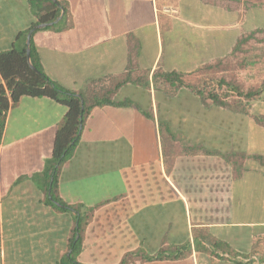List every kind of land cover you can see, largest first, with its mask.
Returning a JSON list of instances; mask_svg holds the SVG:
<instances>
[{
    "label": "crops",
    "instance_id": "crops-1",
    "mask_svg": "<svg viewBox=\"0 0 264 264\" xmlns=\"http://www.w3.org/2000/svg\"><path fill=\"white\" fill-rule=\"evenodd\" d=\"M55 1L0 0V52L27 53L47 23L31 34L44 72L112 102L86 116L55 185L48 161L66 105L26 95L9 109L0 264H264V123L252 115L264 101L236 112L185 85L171 95L163 79L192 82L264 29V0Z\"/></svg>",
    "mask_w": 264,
    "mask_h": 264
},
{
    "label": "trees",
    "instance_id": "trees-1",
    "mask_svg": "<svg viewBox=\"0 0 264 264\" xmlns=\"http://www.w3.org/2000/svg\"><path fill=\"white\" fill-rule=\"evenodd\" d=\"M54 12L48 11L40 14L39 21L55 20L59 15L58 8L57 10L54 8ZM260 43H264V29H255L242 34L228 56L202 66L195 73L198 78L192 82H187L181 73H164V82L171 85V90L168 92L174 95L179 87L185 85L203 101H211L232 111L251 114L253 103L264 101V70L257 80L248 84L241 80L240 74L241 69L244 70L253 64L249 61V54L253 50L252 46L262 45ZM30 53L31 63L38 71L31 68L25 47L0 52V73L4 79V84L0 83V137L5 127L7 112L23 96L49 97L66 105L67 112L58 127L53 155L48 161V173L55 185L61 165L74 152L79 139L81 123L94 107L112 101L96 96L90 101L84 97L83 103L76 92L52 80L44 72L32 40ZM252 115L264 123L263 115ZM233 157L235 159L236 154L227 156V159L232 160ZM82 229L83 224L80 221V236L76 239L74 246L76 250L81 244Z\"/></svg>",
    "mask_w": 264,
    "mask_h": 264
},
{
    "label": "rangeland",
    "instance_id": "rangeland-1",
    "mask_svg": "<svg viewBox=\"0 0 264 264\" xmlns=\"http://www.w3.org/2000/svg\"><path fill=\"white\" fill-rule=\"evenodd\" d=\"M264 22V20H261ZM256 23L255 16L251 17V24ZM257 25V24H256ZM253 50L249 54V61L253 62L246 69L242 70L240 76L244 83H250L257 80L260 73L264 70V45L252 46ZM264 108V104H263Z\"/></svg>",
    "mask_w": 264,
    "mask_h": 264
},
{
    "label": "water",
    "instance_id": "water-1",
    "mask_svg": "<svg viewBox=\"0 0 264 264\" xmlns=\"http://www.w3.org/2000/svg\"><path fill=\"white\" fill-rule=\"evenodd\" d=\"M54 2H55L56 4H58L57 1L54 0ZM46 25H48V24H47V23L38 24V25L35 26V28H33V30H31V32L28 34L27 53H26V55H27V58H28V60H29V64H30L31 68H32L33 70H35V71H38V69H37V68L31 63V61H30V56H31V53H30L31 34H32V31H34L36 28H39V27H42V26H46ZM77 95L81 98L82 102L84 103V98H83V96H82L81 94H77ZM82 110H84V107H82ZM81 129H82V123H81V125H80V131H81ZM57 204L60 205V206H62V204H60V203H57Z\"/></svg>",
    "mask_w": 264,
    "mask_h": 264
}]
</instances>
